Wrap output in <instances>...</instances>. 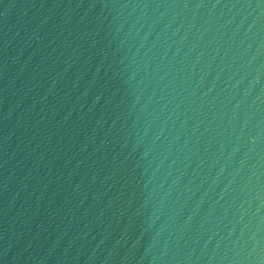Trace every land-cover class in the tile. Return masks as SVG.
Instances as JSON below:
<instances>
[{
    "label": "water",
    "instance_id": "95a60500",
    "mask_svg": "<svg viewBox=\"0 0 264 264\" xmlns=\"http://www.w3.org/2000/svg\"><path fill=\"white\" fill-rule=\"evenodd\" d=\"M0 264H264V0H0Z\"/></svg>",
    "mask_w": 264,
    "mask_h": 264
}]
</instances>
